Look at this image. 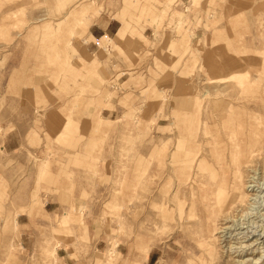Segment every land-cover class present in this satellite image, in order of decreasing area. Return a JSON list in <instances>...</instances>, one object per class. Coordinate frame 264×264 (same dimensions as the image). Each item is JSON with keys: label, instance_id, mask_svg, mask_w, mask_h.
<instances>
[{"label": "rangeland", "instance_id": "374dc122", "mask_svg": "<svg viewBox=\"0 0 264 264\" xmlns=\"http://www.w3.org/2000/svg\"><path fill=\"white\" fill-rule=\"evenodd\" d=\"M102 16L122 32L93 39ZM263 44L264 0H0V264H264V113L242 209L208 225L182 170L240 90L201 61L245 72Z\"/></svg>", "mask_w": 264, "mask_h": 264}, {"label": "bare ground", "instance_id": "6f19581e", "mask_svg": "<svg viewBox=\"0 0 264 264\" xmlns=\"http://www.w3.org/2000/svg\"><path fill=\"white\" fill-rule=\"evenodd\" d=\"M262 47L264 49V44ZM257 55H259V53ZM243 57L244 56H242V58ZM201 63L207 67L205 68L207 75H209V73L214 75L211 77L212 79L216 77L218 78L217 81H219V78L224 79L223 77H228L232 79V81H236L235 83L240 89L238 92L234 93V95L232 94L234 98L233 102H236L237 107H239V112L233 110L234 105L232 104L231 96L230 100L215 98L214 101L210 102L211 104L215 102V108L211 110L209 107L210 111L207 112L211 114L206 115L205 111H203L204 113H201L199 116L200 118L198 117V121L200 122L198 130L199 134L202 135V141H200L202 142L200 148L201 153L200 155H198L199 153L196 156L194 155L195 157L192 161L194 163L190 164L189 168L182 169L186 170L187 174L185 176L190 173L192 178H194V176L199 178L200 188L198 189H200L201 192H197H199L202 197V207H200V209L206 215V220L209 225L213 224L217 217H227L238 208L242 209L243 204L249 196L245 186L246 175H244V172L248 170L247 165L252 162V158L254 159V156L260 153L261 146L256 132L252 130L253 125L250 123L248 117L251 111H256L257 116L260 111L264 113V54L260 55L258 58H253V60H251V58L248 59V63L242 66L245 72L235 71L237 67H234V69H230L225 65L216 67L214 63H211V60L207 58L203 59ZM231 72L234 73L232 77ZM222 73L225 74L223 77H221L223 75ZM250 76H255L256 81L247 80ZM211 78L209 80H211ZM187 95L191 96L192 92L188 91ZM222 97L224 98L226 96ZM205 108L206 105L203 106V109ZM251 116L253 115L251 114L250 117ZM247 121H249V123H247ZM249 124L251 126L250 133H252V136L244 135L245 127ZM258 126H260V123H258ZM211 130L216 134H210ZM206 133L209 135L208 137H206ZM189 146H191V144H189ZM227 155L230 156L227 157ZM247 187H249V184ZM195 215L196 214L193 213L190 214V216L193 217H195ZM200 216L202 217L201 214ZM211 231L209 232L211 233Z\"/></svg>", "mask_w": 264, "mask_h": 264}, {"label": "crops", "instance_id": "0c3cea01", "mask_svg": "<svg viewBox=\"0 0 264 264\" xmlns=\"http://www.w3.org/2000/svg\"><path fill=\"white\" fill-rule=\"evenodd\" d=\"M184 5H185V2H184ZM120 26H121V24H120ZM120 26L118 28V22L116 20L104 18L102 16V18L101 17L98 18L95 22H93L89 26V35L93 39H97V38H100L104 35H108L109 32H112V33L115 32L118 28L119 29V30H117L118 32L116 31L117 33H115L117 35L118 33H121L123 30V27H120ZM115 34L112 37L104 36L101 39H103V38L112 39L115 36ZM20 143H21V139H20V135L18 134V132L6 133L2 138V146L5 150H14L20 146ZM15 222L17 224L16 215H15ZM154 252L155 251H151L148 253L147 258H146L147 264L153 260Z\"/></svg>", "mask_w": 264, "mask_h": 264}]
</instances>
